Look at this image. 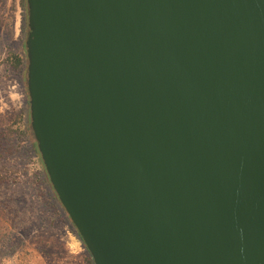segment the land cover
<instances>
[{
	"label": "water",
	"instance_id": "1",
	"mask_svg": "<svg viewBox=\"0 0 264 264\" xmlns=\"http://www.w3.org/2000/svg\"><path fill=\"white\" fill-rule=\"evenodd\" d=\"M30 128L93 264H264V0H25Z\"/></svg>",
	"mask_w": 264,
	"mask_h": 264
},
{
	"label": "rangeland",
	"instance_id": "2",
	"mask_svg": "<svg viewBox=\"0 0 264 264\" xmlns=\"http://www.w3.org/2000/svg\"><path fill=\"white\" fill-rule=\"evenodd\" d=\"M24 14L19 0H0V134L17 115L29 113L25 72L14 71L5 61L9 51L25 44ZM3 144L0 264H82V243L51 206L56 201L34 138L14 133Z\"/></svg>",
	"mask_w": 264,
	"mask_h": 264
},
{
	"label": "trees",
	"instance_id": "3",
	"mask_svg": "<svg viewBox=\"0 0 264 264\" xmlns=\"http://www.w3.org/2000/svg\"><path fill=\"white\" fill-rule=\"evenodd\" d=\"M19 3L21 5L22 9L25 11V14H24V19H25V18H27L25 0H19ZM5 61L8 63L9 67H11L14 71H16V72H22L23 71V73H24L26 70V62H27L24 44L22 43L21 46L16 51H9L7 53ZM14 133L21 138L25 137V139H27V137H28V140L32 139L33 136H32V131L30 128L29 113L28 114L26 113L25 115L23 113H20L19 115H17L15 117L14 121L7 127L6 132L3 134H0V166H4L1 162V161H3V159L5 157V155H4L5 146L3 143L10 141ZM44 172H45V170H44ZM3 174H4V168L0 167V187H2L6 181V175H3ZM46 177H47V175L45 173V181L47 182L48 177L47 178ZM52 191H53V189H52ZM53 193H54V191H53ZM53 196H54V201H56V204L53 203L51 206L58 213L59 220L61 222H64L65 224H67V226L69 227V230L72 233H74V235H76V237H78V239L82 243V241H81L80 237L78 236L75 228L71 224L68 216L64 212L62 206L60 205L55 193L53 194ZM82 246L85 249L83 243H82ZM82 264H93L92 259H91L90 255L88 254V252L86 251V249H85L84 256H82Z\"/></svg>",
	"mask_w": 264,
	"mask_h": 264
}]
</instances>
